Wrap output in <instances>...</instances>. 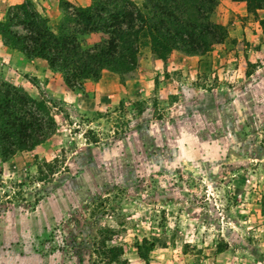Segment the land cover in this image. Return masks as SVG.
Masks as SVG:
<instances>
[{
  "label": "rangeland",
  "instance_id": "1",
  "mask_svg": "<svg viewBox=\"0 0 264 264\" xmlns=\"http://www.w3.org/2000/svg\"><path fill=\"white\" fill-rule=\"evenodd\" d=\"M90 2L0 0V76L51 98L56 120L0 162V264H107L102 240L125 264H264L252 252L264 256V9L218 0L211 19L229 36L210 52L163 59L143 45L128 74L71 87L3 43L4 24L27 31L20 3L56 30ZM79 39L89 48L104 35Z\"/></svg>",
  "mask_w": 264,
  "mask_h": 264
},
{
  "label": "trees",
  "instance_id": "2",
  "mask_svg": "<svg viewBox=\"0 0 264 264\" xmlns=\"http://www.w3.org/2000/svg\"><path fill=\"white\" fill-rule=\"evenodd\" d=\"M230 1L245 2L247 12L254 16L264 9V0ZM217 5L218 0H143L141 7L134 0H91L86 6L66 11L53 30L39 12L20 3L16 17L26 33L13 31L8 24L2 26L1 33L4 45L19 50L28 59L45 60L52 71L64 75L71 87L88 79L97 80L104 69L128 74L138 66L143 45L150 47L153 57L163 59L174 51L187 55L210 52L229 36L223 24L211 19ZM259 24L264 36V18ZM90 33H100L104 39L85 48L79 38ZM52 106L55 102L51 98L33 97L0 76L1 161L32 150L54 133ZM261 212L264 215V198ZM101 242L107 264H125L120 259L122 247H107L104 240ZM224 249L223 243L217 245V251ZM252 252L264 263L263 255Z\"/></svg>",
  "mask_w": 264,
  "mask_h": 264
},
{
  "label": "crops",
  "instance_id": "3",
  "mask_svg": "<svg viewBox=\"0 0 264 264\" xmlns=\"http://www.w3.org/2000/svg\"><path fill=\"white\" fill-rule=\"evenodd\" d=\"M88 4V3H87ZM197 55H191V57H196ZM8 161L9 160H7V161H1L0 160V162L2 163V164H4V163H8ZM44 219L47 221H49V212H47V211H45V213H44Z\"/></svg>",
  "mask_w": 264,
  "mask_h": 264
}]
</instances>
